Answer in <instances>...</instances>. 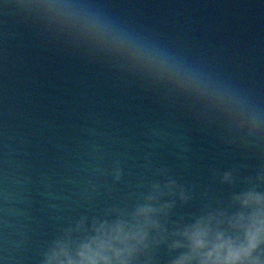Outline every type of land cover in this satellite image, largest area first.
<instances>
[{"label":"water","instance_id":"obj_1","mask_svg":"<svg viewBox=\"0 0 264 264\" xmlns=\"http://www.w3.org/2000/svg\"><path fill=\"white\" fill-rule=\"evenodd\" d=\"M96 236L47 162L0 107V264H48L61 245L78 260L80 247Z\"/></svg>","mask_w":264,"mask_h":264},{"label":"clouds","instance_id":"obj_2","mask_svg":"<svg viewBox=\"0 0 264 264\" xmlns=\"http://www.w3.org/2000/svg\"><path fill=\"white\" fill-rule=\"evenodd\" d=\"M91 26L105 35L109 34L107 26L100 22L93 21ZM113 39L123 43L126 38L116 35ZM140 52L147 58L159 57L161 63H166L163 54L143 49ZM240 202L245 209H253L251 215L241 213L228 218L227 230L223 228V220L217 221L215 228L210 221L197 223L184 233L188 254L176 264H264L256 255L264 246V197L249 193ZM154 214V209L144 207L136 213L138 223L135 226L129 227L124 223L110 228L101 226L96 238L80 247L78 260H73L68 247L61 245L53 251L48 264H64L65 259L67 264H113V257L115 264H129L136 251L133 242L144 244L147 240L146 228L158 227L151 219Z\"/></svg>","mask_w":264,"mask_h":264}]
</instances>
